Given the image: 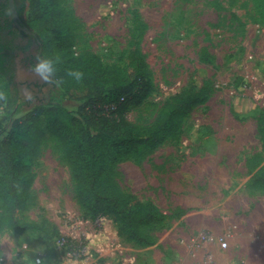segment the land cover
Returning <instances> with one entry per match:
<instances>
[{"label": "rangeland", "instance_id": "374dc122", "mask_svg": "<svg viewBox=\"0 0 264 264\" xmlns=\"http://www.w3.org/2000/svg\"><path fill=\"white\" fill-rule=\"evenodd\" d=\"M64 4L81 22L77 51L90 49L107 64L128 66L138 50L149 63L155 88L145 104L128 112L129 119L147 122L154 113L149 103H163L189 88L200 90L205 81L214 93L185 119L178 138L118 164L119 185L143 201H153L168 215L151 227L156 237L151 246L119 235L108 218L86 219L62 151L53 141L43 145L33 196L18 217L39 225L25 233L49 245L45 263L264 264V190L247 187V158L262 152L257 131V118L264 112L262 9L254 0ZM59 92L35 72L19 68L11 88L17 101L0 109V122L8 125L19 115L17 105L29 109L52 103ZM71 94L63 103L75 111L81 90L74 88ZM56 224L63 234L88 233L87 258H66L55 250ZM106 226L109 237L98 240L100 249L93 250L92 235ZM11 233H0V246L7 247ZM201 234L212 238L200 240ZM227 234L228 245L223 247L219 238ZM19 243L11 237L12 248Z\"/></svg>", "mask_w": 264, "mask_h": 264}, {"label": "trees", "instance_id": "16d2710c", "mask_svg": "<svg viewBox=\"0 0 264 264\" xmlns=\"http://www.w3.org/2000/svg\"><path fill=\"white\" fill-rule=\"evenodd\" d=\"M254 1L264 13V0ZM15 5L21 23L36 36L19 31L8 0H0V109L17 101L11 88L16 86L18 64L32 71L39 54L56 60L61 83L55 102L29 109L17 105L19 115H13L8 125L0 122V233L8 229L23 234L39 227L18 213L28 208L33 196L42 147L53 141L75 182L83 216L112 219L119 235L142 246L154 245L151 227L168 215L153 201H143L119 185L118 164L178 138L185 119L211 98L213 88L205 81L200 90L189 88L163 103H149L154 109L151 120H131L128 112L145 104L155 88L150 65L138 50L128 66L107 64L90 49H75L81 22L64 0H15ZM71 70L82 72V78L69 76ZM74 88L81 90L75 111L63 103ZM257 131L264 152V112L257 118ZM262 152L247 158L249 189L264 190ZM61 233L55 225V238Z\"/></svg>", "mask_w": 264, "mask_h": 264}, {"label": "clouds", "instance_id": "9594fccd", "mask_svg": "<svg viewBox=\"0 0 264 264\" xmlns=\"http://www.w3.org/2000/svg\"><path fill=\"white\" fill-rule=\"evenodd\" d=\"M32 71L48 84L58 87L61 83L56 76V60L52 58L38 56ZM67 74L77 81L83 76L79 70H71ZM5 243H7V247L0 246V264H5V260H7V264H45L39 256H33L27 250L26 244H20L14 249L11 246V237L6 238Z\"/></svg>", "mask_w": 264, "mask_h": 264}, {"label": "built area", "instance_id": "2783aa9c", "mask_svg": "<svg viewBox=\"0 0 264 264\" xmlns=\"http://www.w3.org/2000/svg\"><path fill=\"white\" fill-rule=\"evenodd\" d=\"M105 218L98 217L95 220ZM94 220V221H95ZM211 236L201 234L200 240L211 239ZM228 234L219 238V244L223 247L228 245ZM89 240L90 237L87 232H75L74 234H63L55 238L54 248L62 256L66 258L85 259L89 255ZM7 264V260H5Z\"/></svg>", "mask_w": 264, "mask_h": 264}, {"label": "crops", "instance_id": "0c3cea01", "mask_svg": "<svg viewBox=\"0 0 264 264\" xmlns=\"http://www.w3.org/2000/svg\"><path fill=\"white\" fill-rule=\"evenodd\" d=\"M80 211L83 214V210L81 208H80ZM108 220H109V218H108ZM110 222L112 223V225H114L115 229L114 228L113 229L115 230V232L118 233L117 224L112 219H110ZM59 229H60V227H59ZM114 230H113V232H114ZM108 232H110V230H108V226H106V229L103 232H100L99 234H93L92 235L91 245H92L93 250L100 249V246L98 245V240H106L107 237H109ZM10 236L17 243L20 242L19 245L20 244H26L27 250L29 252H31L33 256H39L44 262H47V257L43 256V255L47 254L46 253L47 248H49V245L47 243L40 241V240H37V239H34V237L32 235H27V233H23V234H12L11 233Z\"/></svg>", "mask_w": 264, "mask_h": 264}, {"label": "water", "instance_id": "95a60500", "mask_svg": "<svg viewBox=\"0 0 264 264\" xmlns=\"http://www.w3.org/2000/svg\"><path fill=\"white\" fill-rule=\"evenodd\" d=\"M8 5H9V8L11 10L12 17H13V20L15 22V25L18 27L19 31H24L27 34H31L33 36H36V34H35V32L33 30H31L27 26H24L21 23V18H20L19 14H18V11L16 9L15 0H8ZM38 42H41V41L38 40ZM39 56H40V54H39ZM21 67H22V65L19 63L18 64V69L21 68Z\"/></svg>", "mask_w": 264, "mask_h": 264}]
</instances>
